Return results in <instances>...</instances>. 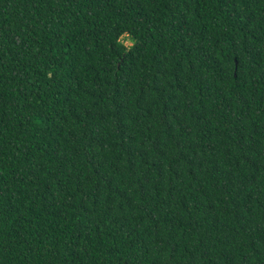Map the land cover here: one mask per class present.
<instances>
[{
    "label": "trees",
    "instance_id": "trees-1",
    "mask_svg": "<svg viewBox=\"0 0 264 264\" xmlns=\"http://www.w3.org/2000/svg\"><path fill=\"white\" fill-rule=\"evenodd\" d=\"M0 264H264V0H0Z\"/></svg>",
    "mask_w": 264,
    "mask_h": 264
},
{
    "label": "rangeland",
    "instance_id": "rangeland-1",
    "mask_svg": "<svg viewBox=\"0 0 264 264\" xmlns=\"http://www.w3.org/2000/svg\"><path fill=\"white\" fill-rule=\"evenodd\" d=\"M123 40H124V42H125L127 45H131V44H132V41H131L128 37H126V36L123 37Z\"/></svg>",
    "mask_w": 264,
    "mask_h": 264
}]
</instances>
